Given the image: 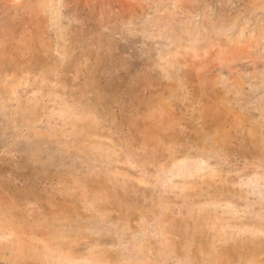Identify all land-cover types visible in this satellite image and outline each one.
<instances>
[{
    "label": "rangeland",
    "instance_id": "obj_1",
    "mask_svg": "<svg viewBox=\"0 0 264 264\" xmlns=\"http://www.w3.org/2000/svg\"><path fill=\"white\" fill-rule=\"evenodd\" d=\"M0 264H264V0H0Z\"/></svg>",
    "mask_w": 264,
    "mask_h": 264
}]
</instances>
